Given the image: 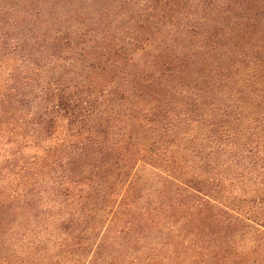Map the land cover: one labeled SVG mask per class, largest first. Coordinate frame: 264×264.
I'll list each match as a JSON object with an SVG mask.
<instances>
[{
  "label": "trees",
  "instance_id": "obj_1",
  "mask_svg": "<svg viewBox=\"0 0 264 264\" xmlns=\"http://www.w3.org/2000/svg\"><path fill=\"white\" fill-rule=\"evenodd\" d=\"M0 264H264V0H0Z\"/></svg>",
  "mask_w": 264,
  "mask_h": 264
}]
</instances>
